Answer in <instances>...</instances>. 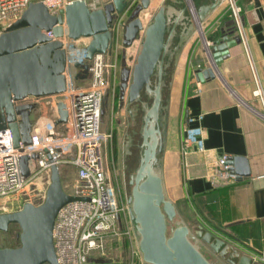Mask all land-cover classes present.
Instances as JSON below:
<instances>
[{"label":"water","instance_id":"obj_1","mask_svg":"<svg viewBox=\"0 0 264 264\" xmlns=\"http://www.w3.org/2000/svg\"><path fill=\"white\" fill-rule=\"evenodd\" d=\"M198 1L185 0L181 8L163 2L144 23L141 13L152 0H141L125 26L124 46L132 45L138 37L140 42L131 67L126 65L123 55V87L128 105L141 101L143 110L139 161L129 178V217L146 264H263L247 254L224 261L228 242L212 232L193 231L166 190L164 152L170 102L166 99L164 103L163 87L167 69L180 51L176 42L180 40L181 45L194 27L201 30V23L222 2L204 0L198 5ZM126 5L127 0H113L92 9L85 0H73L53 14L43 2H31L18 20L0 32V130L7 126L11 129L15 146L20 141H31L34 106L24 104L15 109L11 99L59 94L66 89L67 50L61 40L65 34L64 22L69 38L91 37L86 48V57L91 60L95 53L111 51L112 12H122ZM234 32L222 27L220 34L207 44L209 66L193 70L199 82L218 76V65L229 56L230 48L241 42ZM76 66L83 68L77 77L88 75L89 62H76ZM142 91L146 100H142ZM57 107V122H63L68 115L66 104L59 100ZM16 110L22 114L21 123L13 121ZM31 156L35 158L37 154ZM29 158V155L21 158L25 175ZM226 163L237 180L251 178L246 157L229 156ZM76 199L79 197L64 189L59 168L53 165L44 202L39 205L26 202L18 210L0 212V231H7L13 223L21 228L20 245L0 246V264H59L53 239L55 219L64 204Z\"/></svg>","mask_w":264,"mask_h":264},{"label":"crops","instance_id":"obj_2","mask_svg":"<svg viewBox=\"0 0 264 264\" xmlns=\"http://www.w3.org/2000/svg\"><path fill=\"white\" fill-rule=\"evenodd\" d=\"M168 2L181 8L185 0ZM238 2L243 37L218 65L216 78L199 82L193 70L209 66L206 47L222 27L239 35L228 0L206 17L201 30L194 27L181 45L176 40L180 51L170 80L176 121L164 152L169 197L182 205L196 232L225 235L224 261L242 254L257 259L264 252V101L254 93L258 84L264 88V0ZM186 135H201L202 141L184 153ZM224 155L246 157L251 178L239 181L220 168Z\"/></svg>","mask_w":264,"mask_h":264},{"label":"built area","instance_id":"obj_3","mask_svg":"<svg viewBox=\"0 0 264 264\" xmlns=\"http://www.w3.org/2000/svg\"><path fill=\"white\" fill-rule=\"evenodd\" d=\"M37 1L43 2L51 13L58 14L73 0H0V32L18 20L31 2ZM85 1L92 9L113 2ZM140 2L141 0H127L122 12H112V49L107 53H95L91 60L86 57L91 37L69 38L64 22L65 34L61 40L67 50L65 91L11 99L15 109L24 104L34 106L30 143L20 141L15 146L11 129L7 126L0 130V200H3L0 204L16 201L20 203L19 209L26 202L39 205L46 198L53 165L59 168L60 176L70 166L76 170L77 183L72 191L67 192L79 199L60 208L53 228L59 264H85L90 251H101L109 239L131 235L133 230L127 213L128 204L120 197L106 163L105 145L111 134L104 131L102 122L110 77L113 75L112 85L115 87L120 71L119 56L124 45L126 21ZM228 12L242 38V7L238 0H228ZM76 62H89L86 77H77L79 72H83V68L76 66ZM254 93L264 101V88L259 84ZM59 100L66 104L68 113L63 122H57ZM13 121L22 122L21 112L16 110ZM201 141V135L199 138L186 135L182 142L183 152ZM33 153L37 154L35 158L31 156ZM24 155L30 156L27 175L21 168V158ZM228 158L227 155L222 156L218 166L228 170ZM257 257L254 259L264 264V252Z\"/></svg>","mask_w":264,"mask_h":264},{"label":"rangeland","instance_id":"obj_4","mask_svg":"<svg viewBox=\"0 0 264 264\" xmlns=\"http://www.w3.org/2000/svg\"><path fill=\"white\" fill-rule=\"evenodd\" d=\"M169 4L168 0H152L148 9L143 10L141 17L144 20V23H147L154 15L155 11L158 9L161 3ZM127 20V19H126ZM129 21V19L126 21ZM85 42L86 40H81ZM140 42V37L136 38L132 45L121 47L122 52L119 56V65L121 67V58L123 53H125L126 65L132 66L134 59L137 54L138 46ZM129 62V63H128ZM118 65V68H119ZM120 70V69H119ZM118 70V71H119ZM173 71V66L170 65L167 69V75L165 77V85L163 87L164 103H167L166 99H169V102H172V105L169 108V123H168V134L167 138L170 135L171 129L175 126L176 114L174 111L175 101L171 100L173 95L172 85L170 84L171 72ZM120 79V71L118 74V80ZM111 84V86H110ZM110 84L107 91V95L104 100L103 109V122L102 127L104 131L111 134L106 141V163L109 167V173L113 183L116 186V189L122 199L127 202V197L130 194V184L129 178L130 174L138 165L141 142L140 128L142 125V115L143 110L141 101L130 104V109L132 111V116L127 112L126 103L123 107H118V100H114V88L113 87V75L110 77ZM118 86V85H117ZM170 102V104H171ZM136 108V109H134ZM40 111V110H38ZM37 113V112H36ZM35 113V115H36ZM74 167L66 168L63 171L61 176L63 187L66 191L73 190L74 185L77 183L76 172ZM0 203H3V200H0ZM177 208L184 218V208L179 202H175ZM20 203L16 201H10L4 204H0V212H10L15 209H19ZM128 218L129 210H127ZM186 222L190 225L193 231H196V225L192 220L184 218ZM132 226V225H131ZM21 228L18 224L13 223L9 226L7 231H0V246H9L16 247L20 245V235ZM217 236L225 237V235L217 233ZM228 237V236H226ZM85 264H146L142 260L141 253L138 248L137 239L132 230L131 235L126 234L121 238H111L105 245V248L101 251L94 250L90 251L88 254V259Z\"/></svg>","mask_w":264,"mask_h":264},{"label":"flooded vegetation","instance_id":"obj_5","mask_svg":"<svg viewBox=\"0 0 264 264\" xmlns=\"http://www.w3.org/2000/svg\"><path fill=\"white\" fill-rule=\"evenodd\" d=\"M122 58H123V56H122ZM122 58H121V62H120L121 63V67L119 65V69H120V79L118 80L117 84L115 85L116 87L114 88V96H115L114 100L115 99L118 100V107H123V105L126 103L127 112L132 116L133 114L131 112L133 110L131 111V109H130V106L131 105H128V103H127V97H126L127 95L125 94V89L123 87V81H122V76H121L122 67H123L122 66V63H123V59ZM125 58H126V56H125ZM126 92H127V90H126ZM146 98H147L146 94L142 91V100H146ZM139 104H141V102ZM134 109H136V108H134ZM34 116H35V114H34Z\"/></svg>","mask_w":264,"mask_h":264},{"label":"bare ground","instance_id":"obj_6","mask_svg":"<svg viewBox=\"0 0 264 264\" xmlns=\"http://www.w3.org/2000/svg\"><path fill=\"white\" fill-rule=\"evenodd\" d=\"M144 21V20H143Z\"/></svg>","mask_w":264,"mask_h":264}]
</instances>
